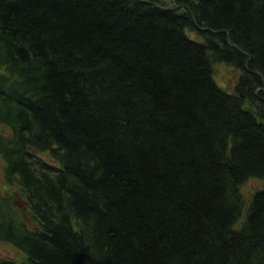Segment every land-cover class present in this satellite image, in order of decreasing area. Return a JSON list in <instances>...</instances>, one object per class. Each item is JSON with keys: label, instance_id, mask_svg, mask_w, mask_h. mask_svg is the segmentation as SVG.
Returning <instances> with one entry per match:
<instances>
[{"label": "trees", "instance_id": "obj_1", "mask_svg": "<svg viewBox=\"0 0 264 264\" xmlns=\"http://www.w3.org/2000/svg\"><path fill=\"white\" fill-rule=\"evenodd\" d=\"M0 125V264H264V0H0Z\"/></svg>", "mask_w": 264, "mask_h": 264}, {"label": "rangeland", "instance_id": "obj_2", "mask_svg": "<svg viewBox=\"0 0 264 264\" xmlns=\"http://www.w3.org/2000/svg\"><path fill=\"white\" fill-rule=\"evenodd\" d=\"M168 2L172 3L173 0H167ZM192 37L197 36L195 33H191ZM241 76V70L233 68L229 66L227 63L220 62L216 64L215 67V79L217 83L225 88L230 92L235 91V86L238 81V78ZM263 182L260 179L251 178L247 179L241 186V191L243 193L245 199V208L244 212H246L249 200L253 194V192L262 187ZM9 187L4 180V163L0 157V192L6 194L9 191ZM21 208H27L25 202H21ZM242 224V219L239 220L237 223V227ZM23 253L14 247L13 245L5 242H0V257L11 258L15 259L18 258L19 260L22 259Z\"/></svg>", "mask_w": 264, "mask_h": 264}]
</instances>
